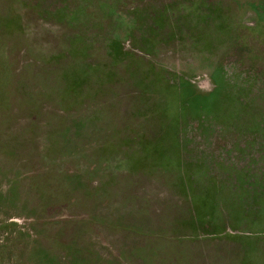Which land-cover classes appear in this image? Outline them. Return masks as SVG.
Masks as SVG:
<instances>
[{
    "label": "rangeland",
    "instance_id": "rangeland-1",
    "mask_svg": "<svg viewBox=\"0 0 264 264\" xmlns=\"http://www.w3.org/2000/svg\"><path fill=\"white\" fill-rule=\"evenodd\" d=\"M0 264H264V0H0Z\"/></svg>",
    "mask_w": 264,
    "mask_h": 264
}]
</instances>
